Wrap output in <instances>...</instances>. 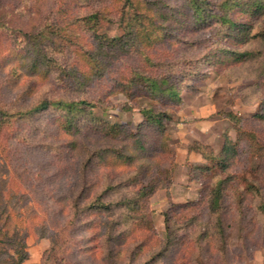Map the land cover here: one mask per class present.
Instances as JSON below:
<instances>
[{"label": "rangeland", "instance_id": "rangeland-1", "mask_svg": "<svg viewBox=\"0 0 264 264\" xmlns=\"http://www.w3.org/2000/svg\"><path fill=\"white\" fill-rule=\"evenodd\" d=\"M121 1L0 0V108L8 112L4 118L13 120L11 123L0 120V193L14 194L11 197L13 206L26 212L25 217L15 218L19 235L27 243L28 259L24 264L126 263L125 253L120 259L115 253L120 248L116 241L109 244L112 251L106 247L102 255L101 239L96 230L98 225L94 221L96 216L85 208L89 201L82 202L85 210L81 217H74L69 197L83 184L82 168L88 155L79 153L85 152L83 147L80 150L71 148L72 137L63 132L64 111L54 108L35 115L22 112L42 97H86L98 101L91 113L83 116L86 121L89 119L97 125L119 123L136 129L142 114L138 108H121L127 102L124 94L112 95L105 101L106 89L101 84L81 88L69 80L66 82L61 74V63L69 65L75 60L78 65L80 47L90 46L93 41L78 18L93 9ZM165 1L178 4L180 0ZM59 25L72 33L69 38ZM99 32L116 37L124 31L117 22H106ZM209 44L205 40L194 48L186 44L177 48L186 51L187 58H195L200 57ZM250 45L255 53L261 49L262 54L258 53L245 64L212 70L205 78L201 77L206 64L199 62L196 71L191 72L193 75L183 81L179 109L171 112V119L164 125L163 139L169 150L167 162L172 165L171 182L167 187L161 185L156 189L149 200L150 225L159 238L165 235L164 212L170 204L201 198L216 179V175L212 178L205 175L203 184L192 178L190 165L215 163L212 156L204 157L195 150L194 144L207 145L208 154L217 155L226 138L238 141L239 130L256 131L260 136L264 133V120L252 118L264 97V84H261L264 80V46L261 42ZM40 51L48 55L45 59L48 75L39 74L35 69L27 71V65L20 62L22 54H43ZM129 62L133 64L136 59L131 57ZM81 64L79 62V66L84 67ZM142 100L148 102L149 99ZM229 112L240 120L231 119L227 115ZM82 133L84 144L89 148L102 145L96 132L83 130ZM243 151L239 159L232 162L230 170L251 178L252 168L257 163L252 157L249 160ZM88 170L87 180L93 193L109 185L115 188L107 192L106 198L114 202L133 195L134 183L128 173L108 175L96 160ZM208 181L209 186L206 185ZM260 198H264V190L239 208L231 191L225 195L222 218L227 241L224 253L220 251V245H210L213 243L210 238L199 239L193 243V254L187 259H181L184 252L177 250L157 264H264V216L258 207ZM207 205L199 211L201 222L197 225L190 228L177 222L178 233L188 232L195 236L198 229L204 228L202 223H210L215 215L206 208ZM114 210L116 218H120L124 209L116 206ZM36 215L38 217L33 219ZM104 254L108 255L105 260L99 258ZM13 255V245L0 241V264H11Z\"/></svg>", "mask_w": 264, "mask_h": 264}, {"label": "trees", "instance_id": "trees-1", "mask_svg": "<svg viewBox=\"0 0 264 264\" xmlns=\"http://www.w3.org/2000/svg\"><path fill=\"white\" fill-rule=\"evenodd\" d=\"M263 17L264 0H180L178 4L165 0H122L116 5L93 9L78 18L93 41L90 46L80 47L78 65L75 60L69 65L61 63L64 80L81 88L101 84L106 89L105 101L112 95L124 94L127 102L121 108H138L142 120L135 130L125 124L104 122L97 125L89 119L86 121L83 116L98 105V101L86 97H42L22 112L35 115L54 108L64 111L63 132L72 137L71 148L80 150L83 147L85 152L79 153L88 155L82 168L83 184L69 199L74 217L80 218L85 208L94 212L102 255L106 247L112 251L109 244L116 241L120 248L115 253L119 259L121 254H126L125 264H157L177 250L184 252L181 259H187L193 254L195 240L208 238L213 241H210L211 246L220 245V251L224 253L227 241L222 218L225 195L231 191L241 208L264 190V133L260 136L256 131L239 130L238 141L226 138L217 155L208 154L207 145L194 144L195 150L204 157L212 156L215 163L190 165L192 178L203 182L205 175H211V178L216 175V179L201 198L170 204L164 212L165 235L162 238L150 225L149 200L156 189L161 185L167 187L171 182L172 165L167 162L169 150L163 139L164 125L171 119V112L179 109L183 81L193 75L191 72L196 71L199 62L206 64L201 77L205 78L212 70H226L256 58L261 49L255 53L250 44L261 42L264 46ZM106 22H117L123 34L109 37L100 33ZM59 28L67 38L72 34L66 27L59 25ZM205 40L210 44L200 57L187 58L186 51L177 48L185 44L194 48ZM40 52L43 54H22L20 62L27 65V71L35 69L39 74L48 75L49 66L45 64L48 55ZM131 57L136 59L133 64L129 62ZM79 62L84 67L79 66ZM144 98L149 99L148 102L143 101ZM260 106L252 118L264 120V97ZM0 114L3 123L13 122L9 117L4 118L8 112L1 108ZM227 115L240 120L232 112ZM83 130L96 132L102 145L89 148L81 136ZM243 150L249 160L252 157L257 163L252 168L251 178L230 170V165L239 159ZM95 160L108 175L128 173L134 183L133 195L114 202L106 198L107 192L115 188L109 185L93 193L87 174ZM206 185L209 186L210 181ZM12 195L0 193V241L13 245L11 264H24L28 259L27 243L19 235L15 218L25 217L26 212L13 206ZM260 199L258 207L264 216V198ZM83 201H89L85 208H82ZM204 204H208L206 208L215 215L214 219L202 223L204 228L198 229L195 236L188 232L178 233L177 222L190 228L201 222L199 211ZM116 206L124 209L120 218H116ZM102 255L99 256L102 260L108 256Z\"/></svg>", "mask_w": 264, "mask_h": 264}, {"label": "crops", "instance_id": "crops-1", "mask_svg": "<svg viewBox=\"0 0 264 264\" xmlns=\"http://www.w3.org/2000/svg\"><path fill=\"white\" fill-rule=\"evenodd\" d=\"M192 113L194 114V112L192 111Z\"/></svg>", "mask_w": 264, "mask_h": 264}]
</instances>
